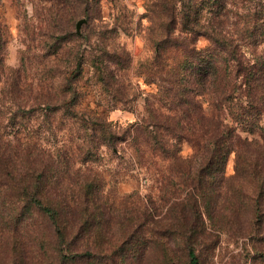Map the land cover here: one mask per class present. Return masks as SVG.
Instances as JSON below:
<instances>
[{
  "label": "trees",
  "instance_id": "16d2710c",
  "mask_svg": "<svg viewBox=\"0 0 264 264\" xmlns=\"http://www.w3.org/2000/svg\"><path fill=\"white\" fill-rule=\"evenodd\" d=\"M86 1L41 0L36 24L25 10L29 33L45 27L59 38L44 54L24 50L18 68L7 65L0 22V233L12 241L13 264H26L28 253L35 264H123L149 243L162 264H202L201 239L224 231L253 240V264H264V0L238 12L242 22L233 33L223 27L228 0L153 1L155 67L148 58L146 73L167 82L159 83L155 100L169 111L148 109L141 123L128 125L108 113L130 101L112 65L128 67L132 56L125 46L120 52L106 43L107 30L87 52L97 86L110 90L101 97L108 109H76L81 95L75 84L88 58L65 42L76 35L71 28ZM122 26L115 21L109 32L119 34ZM200 37L212 46L198 48ZM35 56L55 62L31 77ZM35 113L51 131L53 115L62 114L63 143L54 150L44 151L41 133L31 130ZM260 129V138L244 136ZM185 142L195 147L188 157ZM126 143L136 162L164 181L158 195L141 198L133 210L125 201L117 206L116 190L106 192L101 175V160L123 157ZM233 153L235 172L227 175ZM171 200L157 219L165 207L158 201ZM241 214L245 224L237 221Z\"/></svg>",
  "mask_w": 264,
  "mask_h": 264
},
{
  "label": "rangeland",
  "instance_id": "374dc122",
  "mask_svg": "<svg viewBox=\"0 0 264 264\" xmlns=\"http://www.w3.org/2000/svg\"><path fill=\"white\" fill-rule=\"evenodd\" d=\"M24 1L25 5L21 6L14 0H0V22L5 25L7 38L6 62L10 68H18L21 65L24 50H32L38 55L44 54L51 50V47L55 45L56 40L59 38L58 33L56 34L53 30L45 27L34 28L35 31L33 33H29L26 30L23 22L24 11L27 10L29 16L35 14L33 24H36L38 23V14L42 12V9L39 7L41 0ZM153 1L155 0H87L85 3H81L79 10H77L79 16L75 26L71 28V31L76 35L68 34L69 38L66 41L69 42H65L66 47L62 42L63 47L66 49L75 47L81 54H86V58H88L89 54L87 51L92 52L91 45L100 44L99 41L104 36L103 32L107 30L105 41L108 45L120 47V52H122V47L124 48V46L128 49L132 56L131 61L128 60L129 63L127 62L126 66L128 67L123 68V65L120 67L112 65V69H115L117 73L116 77L120 80L118 86L130 98L128 104L118 103L116 104L118 105L116 109H111L112 111L110 110L108 113V117L118 124L141 123V119L147 117L148 109H152L156 113L169 111L166 107L157 104L155 100L159 91V83L166 84L167 82L162 80L163 77L161 75L156 76L146 73L148 68L145 65H147L146 60L148 58L152 63V67H155V61H152V57L155 54L149 42L152 34L150 30L151 20L154 15L151 8ZM228 1L230 9L229 19H226L223 27L233 33L238 28V21L242 22L238 12L242 13L248 6H254L256 2L262 0ZM43 12L47 13L46 10H43ZM80 19H86V22L82 24L80 33H78L77 23ZM115 21L123 25L119 34L109 32ZM197 46L198 48H206L212 45L206 37H200L197 41ZM41 48L44 49L43 52H41ZM123 58L126 59L124 56ZM54 62L51 56H35L32 60H29L32 67L28 70V75L31 77L38 76L36 74L37 69H42L49 65L53 66ZM85 63L84 72L78 77L75 84L79 90V95H81L80 104L76 109L94 112L108 109V106L103 101L101 102V97L109 95L110 90L109 88L97 86L90 58ZM59 64L61 68H58L63 72L69 66L66 62ZM61 117L62 114L53 115V130L51 131L48 124L42 123V120L38 121V119H44L42 114L35 113L33 116L30 128L36 133L38 131L41 133V143L44 151L54 150L56 145L63 143L64 132L60 131L59 128ZM199 130V127H197L196 132L198 133ZM260 131L262 129L254 135L248 133L244 134V136L260 138ZM124 146L125 150H122L123 157L120 155L118 159H113L110 156H105L101 160V175L106 184V192L111 189L116 190L112 193V199H115L117 206L125 201L124 205L128 210H133L132 207L140 203L141 198L146 201L152 194L158 195L157 188H160L164 181L156 173L147 172L149 165L145 163L143 167L141 163L136 162L137 154L132 148L128 147L127 143ZM194 150L195 147L189 142H185L182 146V154L185 157L190 156ZM234 172L235 154L233 153L228 161L227 175H233ZM158 202L165 205L161 215L156 216L160 220L167 213L172 200L168 204L166 201L164 203ZM118 210L120 209L116 208V211ZM245 217L246 215L241 214L237 221L245 224L247 220ZM208 227L210 228L211 226L209 225ZM210 230L212 231V228ZM228 232L224 231L220 237L207 235L201 239L200 249L202 250L200 253L202 264H253V240L238 237ZM11 245L12 241L0 233V264H13ZM99 252L97 254H100ZM131 254L133 255V253ZM160 255L159 249L149 243L147 246H142L140 253L134 259H131L130 256L124 258L123 264H162ZM25 260L26 264H35L31 253L26 255ZM100 260L97 259L96 263H100ZM106 263L113 264L111 261Z\"/></svg>",
  "mask_w": 264,
  "mask_h": 264
},
{
  "label": "water",
  "instance_id": "95a60500",
  "mask_svg": "<svg viewBox=\"0 0 264 264\" xmlns=\"http://www.w3.org/2000/svg\"><path fill=\"white\" fill-rule=\"evenodd\" d=\"M86 22V19H80L77 23V29H78V33H80V30H81V26L83 23Z\"/></svg>",
  "mask_w": 264,
  "mask_h": 264
}]
</instances>
